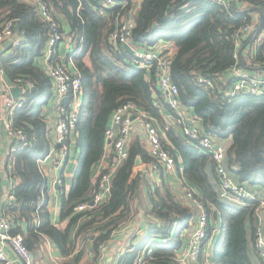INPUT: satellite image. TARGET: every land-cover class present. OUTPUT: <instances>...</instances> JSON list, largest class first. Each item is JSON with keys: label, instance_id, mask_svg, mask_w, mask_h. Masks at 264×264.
<instances>
[{"label": "trees", "instance_id": "trees-1", "mask_svg": "<svg viewBox=\"0 0 264 264\" xmlns=\"http://www.w3.org/2000/svg\"><path fill=\"white\" fill-rule=\"evenodd\" d=\"M45 1L61 24L60 32H69L76 39L72 56L82 80V102L74 132L79 154L72 187L68 197H62L61 221H68L66 228H62L51 221L48 180L40 165L52 142L39 106L42 109L46 102L56 99L52 95V80L40 65L49 27L33 1L0 0V28L7 20H13L17 30L27 38L14 55L1 57L3 72L13 84L21 78L35 86L24 93L26 104L14 112L11 120L15 128L28 135V142L10 154L12 174L18 182L12 190L13 199L3 212L13 220L11 234H20L33 254L43 239H49L65 256L71 253L73 243L85 236L99 255L112 233L129 219L132 203L139 198L141 183H145L150 214L157 221L151 225L145 241L127 252L120 264H139V260L142 264H182L178 253L186 245L189 239L186 230L193 229L199 212L187 200L188 190L209 216L211 230L206 245H210L214 264H260L254 232L264 200L258 195L259 199L245 200L242 204L219 199L212 153L183 135L180 127L165 123L163 109L172 111L155 87L154 67L135 66L131 61L133 55L110 41L117 10H108L105 21L95 10V0ZM230 1L231 7L226 9L210 0H142L133 16L131 44L150 49L169 44L173 52L170 72L183 105L206 134L219 141H231L227 164L232 176L264 190V94L231 97L227 92L235 79L234 74L227 76L233 67L250 74L264 69V0ZM245 23L255 26L249 35L241 37V46L237 47L236 32ZM237 52L239 59L235 58ZM57 56L58 53L53 55V61L63 63ZM199 76L210 78L214 87L199 85L196 80ZM127 102L136 103L162 128L163 146L175 158L185 194L172 192L164 182L152 185L141 172L134 177L138 157L146 164L154 163L137 136L131 140L129 157L113 175L109 198L92 206L101 176L107 172L106 169L95 177L93 168L105 156V133L114 112ZM66 144L71 147V139ZM159 170L164 177V171ZM84 203L91 206L77 212L76 208ZM23 224L27 226L25 231ZM205 251L206 248L200 258L202 264Z\"/></svg>", "mask_w": 264, "mask_h": 264}, {"label": "built area", "instance_id": "built-area-1", "mask_svg": "<svg viewBox=\"0 0 264 264\" xmlns=\"http://www.w3.org/2000/svg\"><path fill=\"white\" fill-rule=\"evenodd\" d=\"M33 1L37 7L41 19L48 24L49 38L44 51L43 69L51 78L54 90L57 94V120L55 123V140L52 144L48 156L40 160L42 166L45 162H54L55 168L59 169L61 164L70 155V146L66 144L67 139H71L74 134L79 119L78 107L81 108L82 102V80L77 71L76 65L71 59L68 64L53 61L52 57L58 53V47L64 40V34L60 32L61 24L53 16L49 4L45 0ZM226 9L231 7L230 0H210ZM97 13L104 17L108 10H117L115 13V29L110 34V41L115 45L126 47L131 44L133 29L135 26L133 16L137 9L132 0H96ZM255 24L245 23L236 32V46H241V37H246L251 33ZM264 33V31H263ZM11 41V55H14L19 46L27 41L23 33H20L14 25L13 20H7L0 28V44ZM134 49V48H133ZM170 49V50H168ZM132 63L140 68L151 69L154 67L157 75V88L168 108L176 115L180 130L187 138L195 141L203 149L210 151L215 163L216 175L218 177L219 199L228 203L242 204L245 200H256V192L247 184L239 182L232 176L227 164V147L223 141L215 139L212 135L206 134L195 116L189 113L183 105L180 97L179 87L173 82L170 65L173 56L171 48L157 47L144 48L143 50L134 49ZM57 58H59L57 56ZM235 58L239 59L238 52ZM43 59V58H42ZM69 65V66H68ZM72 69H71V68ZM235 79L232 86L228 89V96L235 97L242 94L262 95L264 94V72L245 74L237 66L232 69ZM1 72L3 70L1 69ZM197 83L206 88H213L214 83L210 78L199 76ZM17 84L22 88L21 97H9L6 100L5 111L11 115L16 109L24 107L26 97L24 93L34 89V84L19 78ZM66 98V103L62 104L61 99ZM7 134L12 141L10 149L14 153L28 142V135L21 128H15L12 121L6 123ZM142 131L146 138V149L154 159L152 167L154 170L171 172L175 170L176 161L169 151L163 146L162 139L164 132L156 124L155 120L149 116L141 107L134 102H127L121 105L113 114L111 126L107 128L105 138L107 146L111 149V156L100 181V189L94 194L95 205L107 201L110 196L111 181L115 171L129 157V146L133 135ZM110 141V143H108ZM219 145L216 149L215 146ZM102 171V172H103ZM57 184H62L59 179ZM188 200L198 208V215L194 219L193 229L183 251L179 257L182 264H195L200 261L203 254L204 243L210 235L209 216L204 212L201 203L194 197L192 191H187ZM13 199L11 195L10 200ZM264 205V202H262ZM91 205L80 204L77 212L88 209ZM215 214V213H214ZM258 223L254 232V248L260 256V264H264V225ZM13 220L9 215H0V241L8 243L22 264H35L33 252L24 244L20 234H11ZM210 253L206 254V258ZM205 255V253H204ZM0 262L3 264H13L8 259L6 253L0 249ZM141 263L142 260H141Z\"/></svg>", "mask_w": 264, "mask_h": 264}, {"label": "crops", "instance_id": "crops-1", "mask_svg": "<svg viewBox=\"0 0 264 264\" xmlns=\"http://www.w3.org/2000/svg\"><path fill=\"white\" fill-rule=\"evenodd\" d=\"M26 1V0H25ZM96 1V0H95ZM135 8H138L141 5L142 0H132ZM97 3V2H96ZM246 4H242V7H245ZM97 12V11H96ZM99 15V14H98ZM40 16V15H39ZM107 17L108 16H104ZM62 24L65 27L64 19L60 17ZM105 20V21H107ZM68 29V28H67ZM263 35L259 37L261 39ZM11 41H7L4 44H0V59L2 56L11 55ZM169 45V44H168ZM166 43H162L161 46L164 48H169ZM76 46V39H74L69 32L64 33V40L60 43L58 47V57L63 61V64H68L65 61L66 57H69V61L73 59L72 54L74 53V49ZM134 49L143 50L144 47H135ZM44 64V57L40 60V65ZM69 66V65H68ZM71 68V67H70ZM1 62H0V215L4 214V207L9 203L10 197L12 195L13 187L18 182V178H16L12 174V162L10 160V149L12 146V141L10 140L7 131H6V123L12 118L15 117L14 112L9 115L5 111L6 100L11 95V88L19 87L18 84L11 83L4 72H1ZM72 69V68H71ZM3 70V69H2ZM241 72L245 74H250L247 71L239 68ZM259 72L263 70H258ZM258 71L252 72L257 73ZM233 75V71L227 73V76ZM157 91V83L155 84ZM53 97L57 98V94L53 87ZM18 97H21L20 95ZM45 99V98H44ZM63 99H61L62 101ZM44 101V100H43ZM58 101V99H57ZM57 101L56 99H51L49 102H46L41 110L40 117L44 119L48 123L49 128V136L52 144L55 140V123L57 120ZM188 109V108H187ZM163 118L167 125H175L176 127H180L177 123L176 115L173 112L168 111L167 108L163 109ZM14 115V116H13ZM156 122V121H155ZM158 125V123H156ZM159 126V125H158ZM159 128H161L159 126ZM162 129V128H161ZM140 137L144 146H146V138L145 134L142 131L136 132L132 139L135 137ZM75 134L71 136V147H70V155L68 159H66L60 166L59 169L55 168L54 162L47 161L42 165V170L47 177V187L49 193V204L48 209L51 214V221L56 226H60L62 228H66L68 221H61V209H62V197L63 195L68 197L69 191L72 187V180L74 175V167L77 163L78 152L75 148ZM225 147H229L231 144L230 140L224 141ZM111 156V149L107 146L106 153L103 159L93 168V176L97 177L103 171L104 168L107 167L109 163V159ZM143 174L144 179L154 185L157 183L161 185L163 182L172 190V192L178 194H185V188H183V181L181 179L179 170L175 166V170L171 172H164V177L161 175L160 170H154L152 167V163L146 164L142 163L140 165H135L133 169L134 177L139 174ZM61 179L62 184H57V180ZM238 180V179H237ZM239 181V180H238ZM132 183V181H130ZM249 186V185H248ZM258 197L261 199L264 198V190L259 187H251ZM139 198L136 199L132 203V212L130 214L129 219H127L124 223L120 225L111 235L110 239L105 243L99 252V255H96L92 250V242H87L85 240V236H81L78 238L76 242L72 245V251L69 255H63L56 244L49 240L43 239L39 249L35 252V264H120L122 257L127 253L133 250L134 247L141 244L145 241L149 234V230L151 225L156 223V218L150 214L151 210V202L148 194V189L145 183H141L139 189ZM188 200V199H187ZM261 223L264 225V206L261 210ZM22 229L25 231L27 229L26 224L22 225ZM192 230H186V235L189 234ZM91 232V231H90ZM184 234V236H185ZM73 237V236H72ZM93 239V237L91 238ZM184 248V247H183ZM0 249H2L9 260L13 262V264H22L16 253L13 251L11 246L8 243H2L0 241ZM183 249H181L178 253V258L180 257ZM139 264L141 260H139ZM195 264H202L200 261ZM204 264H214L213 257L209 254V256L204 260Z\"/></svg>", "mask_w": 264, "mask_h": 264}, {"label": "water", "instance_id": "water-1", "mask_svg": "<svg viewBox=\"0 0 264 264\" xmlns=\"http://www.w3.org/2000/svg\"><path fill=\"white\" fill-rule=\"evenodd\" d=\"M105 20H107V17H105ZM154 27H156V24L154 25ZM10 45V47H11V44H9ZM125 49L128 51V52H130L131 54H134V49H133V47H131V46H129V45H127L126 47H125ZM23 94V90H22V88L21 87H14V88H11V95H12V98H18V96L20 95H22ZM66 98H64L63 100H62V104H65L66 103ZM78 110H80V107H78ZM108 143H110V141H108ZM219 147V145H216L215 146V148L217 149ZM143 163V161H142V159L140 158V157H138L137 159H136V161H135V165H140V164H142ZM91 205L93 206V205H95V202L94 201H92V203H91ZM215 216H216V213L214 214ZM260 222V218H259V216H257V223H259Z\"/></svg>", "mask_w": 264, "mask_h": 264}, {"label": "rangeland", "instance_id": "rangeland-1", "mask_svg": "<svg viewBox=\"0 0 264 264\" xmlns=\"http://www.w3.org/2000/svg\"><path fill=\"white\" fill-rule=\"evenodd\" d=\"M73 149H75V148H73ZM262 200H264V198ZM191 232L187 235L188 238L191 236ZM206 243L207 242L205 241V243H204V248H206L205 256H206V254L210 253V245H206Z\"/></svg>", "mask_w": 264, "mask_h": 264}]
</instances>
